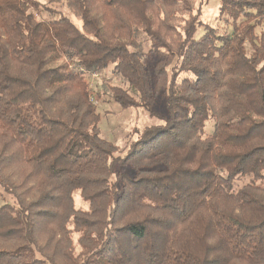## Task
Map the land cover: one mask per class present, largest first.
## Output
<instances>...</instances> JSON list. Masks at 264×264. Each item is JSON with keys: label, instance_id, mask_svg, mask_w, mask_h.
Listing matches in <instances>:
<instances>
[{"label": "trees", "instance_id": "16d2710c", "mask_svg": "<svg viewBox=\"0 0 264 264\" xmlns=\"http://www.w3.org/2000/svg\"><path fill=\"white\" fill-rule=\"evenodd\" d=\"M203 3L0 0V264H264V0Z\"/></svg>", "mask_w": 264, "mask_h": 264}, {"label": "rangeland", "instance_id": "374dc122", "mask_svg": "<svg viewBox=\"0 0 264 264\" xmlns=\"http://www.w3.org/2000/svg\"><path fill=\"white\" fill-rule=\"evenodd\" d=\"M41 1L44 2V0ZM202 1L204 3L202 6V13L200 19L203 24L211 25L214 27L224 26L226 24V20L219 17L220 0ZM49 6L55 9V11L57 12L62 11L64 14L71 16L76 25L81 27L82 22L78 18H76L66 6L57 2H53ZM260 30H264V23L257 28V32H260ZM204 31L205 30L203 27L199 28L196 33V37L201 36ZM144 50L146 51L144 59L147 62L148 66L150 68H153V66L157 62V57L154 54H150L148 52V45L145 46ZM108 77V82L125 86V84L117 75L111 73L108 75ZM88 80L91 83L92 87H95L96 83L101 81L102 78L100 75H95L90 77ZM96 104L98 112L101 116L100 129L102 135L108 140L116 142L121 148L125 146L126 142H129L131 141V139L134 138L132 133L136 131L137 128L141 130L143 126L153 123V119H151L149 113L145 110L134 107L124 108L114 102L112 98L108 95H101ZM155 104V109L159 112H163L159 102ZM120 147V151H124V149H121ZM75 199L78 203L80 202V197L77 192L75 193ZM9 201L10 197L8 195H0V206Z\"/></svg>", "mask_w": 264, "mask_h": 264}]
</instances>
